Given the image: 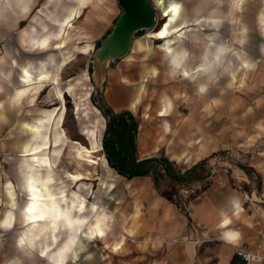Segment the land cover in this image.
Here are the masks:
<instances>
[{"label":"crops","instance_id":"1","mask_svg":"<svg viewBox=\"0 0 264 264\" xmlns=\"http://www.w3.org/2000/svg\"><path fill=\"white\" fill-rule=\"evenodd\" d=\"M89 1L0 0V93L8 92L11 98L17 91H34L40 112L63 108L64 102L55 95L61 92L64 99L66 93L62 71L72 53L81 52L74 46L72 31L66 41L71 50L65 52L63 36ZM239 43L237 38L233 45ZM236 53L239 56L232 54L231 67L209 78L193 76L194 60L184 59L186 53L180 52L177 60H183L186 72L182 84L168 85L153 104L165 139L155 145L154 136L144 139L137 132L135 151L141 157L137 159L143 160L163 150L162 156L180 172L204 162V178L181 188L173 203L161 198L153 184L141 193L135 234L121 235L115 250L118 264H242L235 256L240 248L259 256L248 264H264V59L255 61L245 52ZM242 61L251 68L243 70ZM25 74L31 80L28 84L21 79ZM126 76L135 82L130 73ZM198 82L205 90L198 89ZM122 90L125 98L117 99L107 98L103 91V101L114 114L133 113L138 105L129 101L126 86ZM11 99L15 103V96ZM162 110L165 116L161 117ZM181 110L182 118L168 135ZM103 218L102 235L87 234L89 239L108 236ZM95 222L88 228L94 231ZM102 252V264H112L110 241Z\"/></svg>","mask_w":264,"mask_h":264},{"label":"rangeland","instance_id":"2","mask_svg":"<svg viewBox=\"0 0 264 264\" xmlns=\"http://www.w3.org/2000/svg\"><path fill=\"white\" fill-rule=\"evenodd\" d=\"M148 1L156 14L154 28L137 36L127 56L110 66L105 91L107 98H125L122 86L128 88L129 101L138 105L133 113H129L136 122V135L138 132L139 136L150 140L154 136L153 143L156 145L165 138L160 132L161 122L156 116L153 104L168 85L182 84L179 67L183 64V60H177L180 52L186 53L184 59L194 60L195 68L192 75L195 77L199 76L195 69L200 63V54L207 44L205 38L208 35L218 38L225 45L231 46V49H235L232 54L238 52L243 56L245 52L244 55L249 59L255 61L258 58L264 59V0H174L183 6L182 17L186 18L181 22L180 28H184L178 35L180 40L176 44L173 35L171 37L173 41L170 42L148 38L165 22L161 17L162 8L157 5V0ZM163 1L166 4L167 0ZM120 13L116 0H90L80 10L78 18L74 20L73 28L65 31L63 36L65 42L71 40L69 31L70 33L72 31L74 46L82 49L88 44L90 50L73 52L62 71V83L66 87V93L63 99V94L60 92L64 102V118L62 116L60 127L65 142L60 159L50 169L40 167L34 162L35 159L31 163L35 180L45 181L44 177L50 176L52 181L47 183L49 191L57 197L64 195L66 203L61 204V207L71 209L68 215L70 220L85 219L79 236H76L72 244L69 239L73 238L72 229L78 226L76 221H73L74 226L71 228L63 218L57 221V226L52 225L48 219L33 224H28L24 220L25 205L29 202L25 181L30 165V156L24 154L22 147L30 138L24 124H32L34 119L40 116L41 108L37 100H33L31 104H34L29 107L31 93L19 95L15 103L11 98L14 96L16 98L19 91L13 93L11 98L8 92L0 93V264H8V262L56 264L60 255L64 256V264H102L104 255L102 249L105 243L109 245V241L113 250L112 264H118L120 259L115 250L119 247L118 243L123 240L121 235L131 238L135 234L139 216L138 203L142 202L139 196L152 188V182L150 177L127 180L109 168L102 151L105 119L91 99L94 90L90 79L92 53L99 46L102 38L110 32ZM209 14L218 15L217 19L220 22L216 30L200 21L205 16H210ZM178 24L180 22L175 26ZM237 38L240 41L239 45H233ZM67 42L63 46L65 52H70L71 44ZM167 44L172 51L165 52ZM0 47L2 49V46ZM232 54H228L226 59L229 60L225 59V68L231 67ZM233 62L236 66V62ZM127 68L129 70H126ZM249 68L251 66L243 70ZM128 73L135 82L127 81ZM113 74L118 76L117 80H113ZM69 80L72 81L68 83L71 87L67 85ZM114 81L117 84H113ZM110 83L111 88H109ZM41 93L38 94L37 99L42 96ZM36 95L37 93L35 97ZM181 113L182 110L175 116L176 120L171 121L168 135L177 120L182 118ZM93 141L96 148L92 146ZM84 150L89 152L85 153ZM51 152L50 148L48 158ZM158 155H164L163 150L154 156ZM135 156L141 158L136 151ZM41 175L43 179L40 178ZM71 201L75 205L77 202L83 203L84 212L79 214L77 208L71 206ZM92 207H95L94 212ZM139 208L141 209L140 204ZM98 217L105 218V220L103 218L104 229L108 236L89 239L87 228L93 226L94 219ZM23 234L35 235L32 246L24 244L19 247L18 239L23 237ZM13 245L18 248L13 250ZM66 247L68 249L63 254L60 253ZM24 248L30 253L24 252ZM41 249L47 250L45 256L40 253Z\"/></svg>","mask_w":264,"mask_h":264},{"label":"bare ground","instance_id":"3","mask_svg":"<svg viewBox=\"0 0 264 264\" xmlns=\"http://www.w3.org/2000/svg\"><path fill=\"white\" fill-rule=\"evenodd\" d=\"M163 2H164L163 0H157V5L161 6L162 8L161 17L165 20V22L161 25L159 30L150 34L148 38L150 39L154 38V40H167L169 42L174 38L176 44L180 40L178 39V35L181 33V31L184 28V27L180 28L182 24L181 22L186 19L182 17L183 6L174 0H167L166 4H164ZM190 11L191 13H193V10L190 9ZM186 12L188 13L187 10ZM209 15L210 16L207 17L205 16L204 19L203 20L201 19L200 21L205 24L211 25L216 30L219 27V22H220L217 19L218 15L216 14L213 16H211V14ZM178 22H180V24L175 26V24ZM172 35L174 37L171 39ZM205 40L207 41V44L200 54V63L198 64L195 70L198 74H202L209 78L212 77L214 78L217 71H219L221 68H225V59L228 57V54H232L233 49L230 48L231 46L225 45L224 42H221L220 40H218L216 37L213 36L208 35L206 36ZM89 47L90 46L86 45V47H84L81 50L86 51V49H88ZM164 50L165 52L172 51L169 44L165 46ZM176 50H178V48H176ZM234 54L236 55V57L239 56V54H237L236 52ZM248 67H250L248 63H246L245 61L241 62L242 69ZM181 68L183 71L182 75L183 76L186 75L185 65H182ZM21 79L22 82H24L25 84H28L31 81L27 74L21 77ZM197 85L199 90H205L204 84L198 82ZM26 93L32 94V96L30 97V103L33 102L36 94V92L34 91L26 92V90H21V92L16 96L15 99H17L19 95H23ZM55 95L56 98L60 100L61 103H63L61 93L56 92ZM62 116H63V108H61L59 111L57 109L44 110L40 112V116L34 119L32 124L29 125L24 124V126H26V128L28 129V133L30 136V138L22 146L24 154L30 156L29 157L30 165H28L29 171H27L26 174L27 176L25 181V188L27 189L28 192L27 196L29 198L28 199L29 202L27 203V205H25L26 212L24 214V220L28 224H33V223H40L43 220L48 219V221L52 222V225L55 224V226H57L56 225L57 221L63 218L66 221L67 225L70 226L71 228L74 226L73 221H76L78 223V226L72 229L73 238L69 239L70 244H72L73 241L76 239V236L78 237V235L80 234V228L85 219L70 220V217H68V215H70L71 209L69 210L68 208L64 209L61 207V204L66 203V199H64L65 198L64 195H59L57 197L53 195L52 192L49 191V186L47 185V183H50V181H52L50 176L44 177L45 181L43 180L38 181L35 180L34 173H32L31 171V167H32L31 163L33 162V159H35L34 162L36 164H39L40 167L49 168V169L54 167L58 162V160L60 159L62 148L65 142V136L60 127ZM159 116L161 117L165 116L163 110L159 112ZM92 146L93 148H96L94 141L92 142ZM50 148L52 149V152H51V156L48 158V152ZM83 152L86 153L89 151L84 150ZM40 178L43 179L42 175ZM73 197L77 198L75 195H73ZM74 205L75 204H73L72 202L71 206L77 208V212L79 214H82L84 212L83 203L77 202L76 205L75 206ZM92 211L93 212L95 211V207H92ZM102 218L103 217L101 218L98 217L95 219L96 222L94 224V231H93V227H91V229L87 228L88 235H93L94 232L97 234L102 233V229H101ZM88 231H91L90 234L88 233ZM34 236L35 235L33 234L32 235L23 234V237L18 239V242H20L19 246H23L24 244L32 246L33 238H35ZM66 249H68V247H66L60 253L63 254ZM45 251L47 250L41 249L40 253L44 255V253H46ZM63 262H64V256L60 255L59 259L56 260V264H63Z\"/></svg>","mask_w":264,"mask_h":264},{"label":"trees","instance_id":"4","mask_svg":"<svg viewBox=\"0 0 264 264\" xmlns=\"http://www.w3.org/2000/svg\"><path fill=\"white\" fill-rule=\"evenodd\" d=\"M139 35L141 33L136 37ZM92 103L105 119L102 151L107 165L117 175L127 180L150 177L158 195L171 203L181 188L204 178V162L188 171L180 172L174 163L162 155L138 160L135 156L137 126L132 116L129 113L113 114L105 104L96 105L93 99Z\"/></svg>","mask_w":264,"mask_h":264},{"label":"water","instance_id":"5","mask_svg":"<svg viewBox=\"0 0 264 264\" xmlns=\"http://www.w3.org/2000/svg\"><path fill=\"white\" fill-rule=\"evenodd\" d=\"M121 13L110 32L94 50L90 61V79L93 83L92 99L96 105L105 104L102 93L108 68L124 59L136 35L151 31L156 21L155 10L148 0H116Z\"/></svg>","mask_w":264,"mask_h":264},{"label":"built area","instance_id":"6","mask_svg":"<svg viewBox=\"0 0 264 264\" xmlns=\"http://www.w3.org/2000/svg\"><path fill=\"white\" fill-rule=\"evenodd\" d=\"M244 198L247 199V196L244 195ZM235 256L239 258L242 264H248L253 260L259 259V256L257 254L249 252L244 248L237 249Z\"/></svg>","mask_w":264,"mask_h":264},{"label":"snow or ice","instance_id":"7","mask_svg":"<svg viewBox=\"0 0 264 264\" xmlns=\"http://www.w3.org/2000/svg\"><path fill=\"white\" fill-rule=\"evenodd\" d=\"M101 235H102V233H101ZM234 238V237H233Z\"/></svg>","mask_w":264,"mask_h":264}]
</instances>
